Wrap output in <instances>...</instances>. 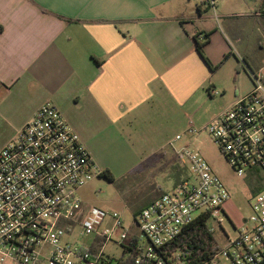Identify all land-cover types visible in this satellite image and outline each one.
I'll list each match as a JSON object with an SVG mask.
<instances>
[{
    "label": "crops",
    "instance_id": "1",
    "mask_svg": "<svg viewBox=\"0 0 264 264\" xmlns=\"http://www.w3.org/2000/svg\"><path fill=\"white\" fill-rule=\"evenodd\" d=\"M263 1L229 3L218 15L207 12L206 0H0V122L24 109L22 127L50 101L95 163L101 149L123 139L172 159L177 152L163 149L162 112L187 109L205 89L227 92L211 77L231 54L239 57L227 50L220 20L254 73L248 36L264 33ZM206 34L202 52L214 68L195 47V36L203 42ZM263 43L261 35L256 44ZM237 80L227 107L253 88Z\"/></svg>",
    "mask_w": 264,
    "mask_h": 264
},
{
    "label": "built area",
    "instance_id": "2",
    "mask_svg": "<svg viewBox=\"0 0 264 264\" xmlns=\"http://www.w3.org/2000/svg\"><path fill=\"white\" fill-rule=\"evenodd\" d=\"M252 81L206 130L237 176L255 173L264 183V84L255 73ZM177 153L187 158L190 176L149 201L133 225L121 212L89 221L78 192L101 170L59 109L44 102L0 148V264H182L172 242L203 214L211 230V220L221 225L229 192L197 151ZM250 207L236 235L199 264H264V185ZM115 227L119 256L103 250Z\"/></svg>",
    "mask_w": 264,
    "mask_h": 264
},
{
    "label": "rangeland",
    "instance_id": "3",
    "mask_svg": "<svg viewBox=\"0 0 264 264\" xmlns=\"http://www.w3.org/2000/svg\"><path fill=\"white\" fill-rule=\"evenodd\" d=\"M245 1L250 2V0H214L216 5H210L207 12L210 11L212 14L214 11L215 14L220 15L227 9L226 5L229 3L237 4L245 3ZM218 28L223 30L229 44L227 50L231 49L239 57L238 62L231 54L230 59L222 64L214 77H211V80H216L220 86L224 85L227 92H223L221 88L211 89L209 92L205 89V92L195 95L193 103L187 109L163 111L160 129L163 131L162 136L167 140L163 149L167 148L168 152H178L182 148L188 147L197 151L207 161L213 172L218 175L229 192V198L223 204L225 214L222 215L221 225L213 220L210 221L212 233L218 246L223 248L227 245L228 237L233 238L237 228L249 216L253 193L264 183L260 182L255 173H249L245 177L237 176L206 130L207 124L217 112L226 108L229 102L234 99V94L230 90L233 89V83H238V77H241V80L250 88L253 86L251 79L246 75L248 73L252 76L253 72L250 71L246 63H243L233 36L226 27L222 26L221 20ZM261 35L264 33L256 28L249 31L248 43H250L254 58L259 62L254 65L253 71L259 75L264 84V43L263 46L256 44ZM218 44H221V40L219 43L215 42L212 47L218 49ZM236 65L239 67L238 71L234 68ZM240 96L242 95L238 97ZM26 114H28L26 110H18L15 113L16 117L11 122H0V148L15 136L21 128L22 117ZM169 116L174 120L172 123H167L164 120ZM149 147H151L150 143L136 144L123 139L119 143L109 147L105 146L100 150L95 161L101 171L107 169L111 173L112 180L102 173L96 174L78 192L83 204L88 209L87 220L94 219V222L97 223V213L111 215L113 212H121L125 224L133 225L134 217H138L139 211L146 206L156 192L170 191L176 180L190 176L191 168L185 156L179 160L181 172L176 171L175 164L167 167L162 164L163 168H159V165L164 163L168 157L160 159L158 154L149 156L146 153ZM105 222L111 225V218L106 217ZM120 232L121 228L119 227L113 229L111 240L107 241L103 247L106 254L111 256L121 254L122 248L117 243L120 239Z\"/></svg>",
    "mask_w": 264,
    "mask_h": 264
},
{
    "label": "trees",
    "instance_id": "4",
    "mask_svg": "<svg viewBox=\"0 0 264 264\" xmlns=\"http://www.w3.org/2000/svg\"><path fill=\"white\" fill-rule=\"evenodd\" d=\"M207 36L208 34L204 35L203 42L197 41L195 36V47L197 52L202 56L208 66L210 68H214L203 56L202 52V47L208 40ZM162 164L164 165V167L170 166L171 164H175L176 171H182L179 165L178 153H173L172 159H166L164 163H161V165H159V168H163L161 167ZM101 173L107 176L109 180H112V175L107 169L102 170ZM260 188L261 187H258L257 190H259ZM207 218L208 217L206 214L196 217L189 224L182 228L180 233L172 242L173 249L178 250L183 254L181 260L182 264H199L203 259L208 258L211 253L218 247L217 240L214 237L212 230L207 224Z\"/></svg>",
    "mask_w": 264,
    "mask_h": 264
}]
</instances>
